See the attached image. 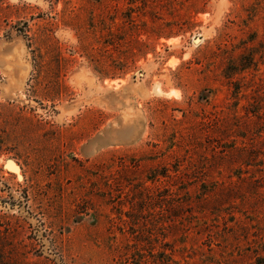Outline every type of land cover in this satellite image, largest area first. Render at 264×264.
<instances>
[{
  "label": "rangeland",
  "instance_id": "1",
  "mask_svg": "<svg viewBox=\"0 0 264 264\" xmlns=\"http://www.w3.org/2000/svg\"><path fill=\"white\" fill-rule=\"evenodd\" d=\"M0 264H264V0H0Z\"/></svg>",
  "mask_w": 264,
  "mask_h": 264
},
{
  "label": "trees",
  "instance_id": "2",
  "mask_svg": "<svg viewBox=\"0 0 264 264\" xmlns=\"http://www.w3.org/2000/svg\"><path fill=\"white\" fill-rule=\"evenodd\" d=\"M245 68H247V67H243V69H245Z\"/></svg>",
  "mask_w": 264,
  "mask_h": 264
}]
</instances>
